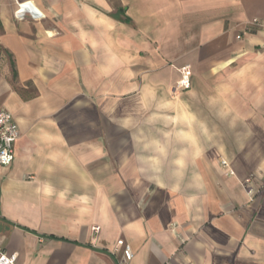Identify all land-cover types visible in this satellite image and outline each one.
I'll use <instances>...</instances> for the list:
<instances>
[{
    "label": "crops",
    "instance_id": "crops-1",
    "mask_svg": "<svg viewBox=\"0 0 264 264\" xmlns=\"http://www.w3.org/2000/svg\"><path fill=\"white\" fill-rule=\"evenodd\" d=\"M254 18L264 0H0V106L21 132L0 245L16 264H119L118 239L130 264H264V185H244L264 181Z\"/></svg>",
    "mask_w": 264,
    "mask_h": 264
},
{
    "label": "built area",
    "instance_id": "built-area-1",
    "mask_svg": "<svg viewBox=\"0 0 264 264\" xmlns=\"http://www.w3.org/2000/svg\"><path fill=\"white\" fill-rule=\"evenodd\" d=\"M18 6L19 7L16 10V14L19 17H24L27 10H35L30 2H21L18 4ZM249 24L258 27L259 29H264V23L258 18H254L252 21H250ZM238 38H241V35H238ZM181 73L182 77L177 82V87L181 89L190 88V76L192 74L190 67H183ZM20 135V127L14 115L7 109L0 106V167L10 166L14 162L16 158L15 143L20 138ZM222 163L225 167H228L229 165L226 160H222ZM229 172L231 174H234V171L232 169H229ZM255 180V175H249L244 180V184L249 188L248 191L251 194L256 192L252 188ZM100 231V225H94L92 227V232L95 239ZM111 252L113 254H121L119 264H130V262L134 258L132 247L125 239H118L115 247L111 249ZM18 257V253L8 252L0 245V264H16L18 261Z\"/></svg>",
    "mask_w": 264,
    "mask_h": 264
},
{
    "label": "rangeland",
    "instance_id": "rangeland-1",
    "mask_svg": "<svg viewBox=\"0 0 264 264\" xmlns=\"http://www.w3.org/2000/svg\"><path fill=\"white\" fill-rule=\"evenodd\" d=\"M117 16H118V17H121V15H120V14H118ZM31 90H32V88H31ZM255 177H256V176H255ZM246 178H247V177H246ZM255 182H256V183H259V191H260V190H261V188H262V187H263V185H264V181H263V180H262V181H258V180H257V177H256V180H255ZM244 185H245V184H244ZM259 191H258V192H259Z\"/></svg>",
    "mask_w": 264,
    "mask_h": 264
},
{
    "label": "trees",
    "instance_id": "trees-1",
    "mask_svg": "<svg viewBox=\"0 0 264 264\" xmlns=\"http://www.w3.org/2000/svg\"><path fill=\"white\" fill-rule=\"evenodd\" d=\"M119 10L123 12L124 9L122 7H119ZM122 21H124L125 23H129V22H131V18L128 16H124L122 18Z\"/></svg>",
    "mask_w": 264,
    "mask_h": 264
}]
</instances>
